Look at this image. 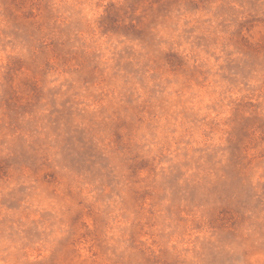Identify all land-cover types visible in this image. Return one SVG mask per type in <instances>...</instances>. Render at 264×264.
Wrapping results in <instances>:
<instances>
[{"label": "rangeland", "instance_id": "1", "mask_svg": "<svg viewBox=\"0 0 264 264\" xmlns=\"http://www.w3.org/2000/svg\"><path fill=\"white\" fill-rule=\"evenodd\" d=\"M0 264H264V0H0Z\"/></svg>", "mask_w": 264, "mask_h": 264}]
</instances>
